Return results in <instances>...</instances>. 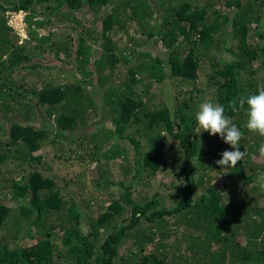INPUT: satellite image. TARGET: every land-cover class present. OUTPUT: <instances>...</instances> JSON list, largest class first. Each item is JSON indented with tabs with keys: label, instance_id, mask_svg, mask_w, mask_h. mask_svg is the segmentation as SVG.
I'll return each instance as SVG.
<instances>
[{
	"label": "trees",
	"instance_id": "trees-1",
	"mask_svg": "<svg viewBox=\"0 0 264 264\" xmlns=\"http://www.w3.org/2000/svg\"><path fill=\"white\" fill-rule=\"evenodd\" d=\"M11 13L23 14L25 37L9 24ZM128 23L138 35H128ZM120 30L131 51L116 45ZM46 53L59 64L75 61L72 77L50 79V66L32 61ZM170 83L175 93L165 90ZM262 86L264 0H0V264H264V205L245 195L226 205L211 177L202 178L216 169L233 187L253 183L264 196L257 152L264 137L244 127L246 104L228 109ZM206 92L244 133L235 168L215 163L230 145L195 131L194 98ZM38 106L58 129L51 138L36 121ZM169 137L178 146L164 158ZM142 138L149 141L143 155ZM208 140L210 155L203 150ZM131 147L140 156L123 173L131 184L169 166L174 172L181 162V199L169 195L176 203L167 207L159 188L140 203L124 187L84 234L87 210L78 209L71 178L45 170L62 158L89 159L96 184L123 187L103 178ZM9 163L24 167L13 173Z\"/></svg>",
	"mask_w": 264,
	"mask_h": 264
},
{
	"label": "rangeland",
	"instance_id": "rangeland-1",
	"mask_svg": "<svg viewBox=\"0 0 264 264\" xmlns=\"http://www.w3.org/2000/svg\"><path fill=\"white\" fill-rule=\"evenodd\" d=\"M5 15H7V13H5ZM23 14L21 13H11L9 14V24L12 26V28L22 37H25L24 35V29H23ZM54 24V23H53ZM125 31H127L128 35H138L135 33V24L134 23H128L127 26H125ZM121 36V40L116 44L118 46L119 49L126 47L125 49L127 51H131V43L128 42L127 37L122 30H120V33H117L114 37H119ZM145 38V36H144ZM140 39H142V37H140ZM99 42V41H98ZM100 43V42H99ZM96 46L92 48L93 50V54H95L98 50H96ZM220 52V49L217 50V54ZM97 54V53H96ZM220 55V54H219ZM45 57H49L48 60L46 61V59H44ZM32 61L35 62H46L47 65L50 66L49 70L51 71L50 73H52V75L50 76V79L53 78H58V83H61V79L64 78L66 75H69L70 77H72V73L74 71H76V62L75 61H71L70 59L66 62H64L63 64H59L57 63L56 60L51 59L49 55H47V53L41 58V55H33L32 56ZM32 63V62H31ZM29 63V64H31ZM58 65V66H57ZM57 66V67H56ZM56 67V68H55ZM37 70V69H36ZM28 72H22V75H24V77L26 79H31V82H34L36 80H34L35 78L31 77L30 75L25 76V74ZM44 75V71L39 74V77L43 79ZM74 75L79 76V74L77 72L74 73ZM204 74L199 75L198 80L203 81L204 83ZM50 82V80H49ZM54 82V81H53ZM56 83V82H55ZM89 84V88H92V85L95 84L94 82H92L91 80L88 82ZM177 89H185L186 87L179 86V85H175ZM184 87V88H183ZM189 88H186V90H188ZM166 91H169L170 93H175L174 87H172L171 83L166 85L165 88ZM212 92H206V93H201L200 95H197L194 98V102H193V106H196V112L199 110V105L204 102V101H211L214 103L212 95ZM94 99H96V95H93ZM98 105V103H97ZM172 105V103H171ZM37 114H38V119L36 121L40 122L41 121V127H44V129H48L49 130V138L52 137V134L50 132H57V128L55 126V123L53 122L52 119H49L46 114H45V108L44 107H37ZM99 112H101V110H99ZM101 120L100 116L98 118H96V123L99 122ZM110 124H108L106 127H109ZM129 132H131L130 130H127ZM208 133V132H206ZM209 134V133H208ZM166 136V135H165ZM208 137V136H207ZM137 138V137H134ZM210 140V139H209ZM209 140L206 141V144L203 146V150L205 152V154L210 155V151H212L213 148H210V146H208L209 144ZM46 143V142H45ZM44 143V144H45ZM148 143L149 141L145 138H142L140 140V154H144L145 151L148 148ZM167 144H169L170 147L168 146H164L162 148V152H163V157L166 158L170 155L171 149H173V147H177L178 146V142H174L173 139L171 137L168 138L167 140ZM51 148V147H50ZM66 148H68V146H66ZM226 150V149H225ZM224 150V151H225ZM67 152V151H66ZM64 153L65 155V159H68V154ZM181 151L178 152V154L180 155V157L182 158L183 156L180 153ZM257 152L259 153V149L257 150ZM53 155V152H49V154L47 153L48 157H51ZM218 156V155H217ZM140 156H136V154H134V150L133 148H129L127 155L125 157V159H118L115 158L114 161H112L108 167L109 170V174L106 175L103 179H107L109 177V181L112 184V182L114 183H122L123 187H115V185H110L109 187L106 186H100L98 184H96L97 182H99L100 179H98V170L96 168V163L91 162L87 159V161H83L80 163H76L74 164L73 162H69V161H65L63 158L61 160H56L54 162V164L52 163L51 169L49 171L45 170V174L47 173V175H52L54 173L59 174L60 176L64 177V178H71V182L70 184L72 185V191H75V195L78 197V209L87 210V217L82 219V222L80 224V227L83 230L84 234H87L90 231V226H89V222L93 221L94 219H96V216L102 211L103 208L106 207V205L108 204V201L111 200V198L115 199L116 197H118V194H123L124 187H129V193H131V197L134 198L137 202L141 203V199L146 198L148 199L150 195H152L157 189H161L162 188V192L165 193L164 195V199L166 201V205L167 207H174L176 201L172 200V198L169 196L171 194L173 195H177V189L179 187H181L182 183H183V176L180 174H176L178 172L181 171V162L176 163V168L175 171L172 172V169L168 168V171H166L165 173H159L156 174L154 178H150L146 175L143 176L142 180H138L137 182L131 184V182L124 176L123 173H126L128 169H130V167L134 166V160L136 158H138ZM212 158V156H211ZM221 158V154H219L218 159ZM214 159V158H212ZM49 161V160H48ZM10 164V163H9ZM50 164V163H48ZM201 163H197V161H192V165L194 167H199ZM6 169H10L11 172L15 173V172H20L21 168L23 167H17L14 163H11L10 165L5 166ZM217 170L212 169V171H208L206 172H202L201 170H198L197 172H195V178H197L199 175H201L202 173V178L207 179V177H211V182L214 183L215 180V184L218 187L219 193L226 195V198L224 199V204H228L231 201H236V198L239 195H245L247 199H251L252 201H257L258 205L257 206H262L264 205V196H263V190L260 189V187H257V185H255V187L257 188L256 191L252 190L253 189V183H236L237 187H233L232 184H230L228 179H221V176L217 175ZM206 174V176H204ZM261 177L258 178L259 183H261L262 185H264V172L261 173ZM177 175V176H176ZM139 178V176H138ZM204 179V180H205ZM209 182V179L206 183ZM204 184L202 185V187H206V185L208 184ZM211 183V184H212ZM85 186L84 189L81 190L82 186ZM160 185V187H159ZM200 191H203L202 189H199ZM169 196V198H168ZM193 198V197H192ZM181 199L180 196L177 195V200ZM8 202V201H7ZM223 203V202H222ZM9 204V202H8ZM232 208H230L231 210ZM170 219H173L174 216L170 215L169 216ZM19 245H23V240L19 239ZM125 246V245H124Z\"/></svg>",
	"mask_w": 264,
	"mask_h": 264
},
{
	"label": "clouds",
	"instance_id": "clouds-1",
	"mask_svg": "<svg viewBox=\"0 0 264 264\" xmlns=\"http://www.w3.org/2000/svg\"><path fill=\"white\" fill-rule=\"evenodd\" d=\"M247 105V120L244 125L246 130L264 137V86L260 87L258 94H252L238 101L229 103L228 109L232 112L243 109ZM226 109L219 103L204 101L199 105V110L195 114L196 132H208L212 136L219 135L225 144L231 146V151L225 150L221 153V158L215 163L224 169L235 168L237 163L244 157V152L240 151V141L244 133L227 116ZM202 130V132H201ZM259 155L264 157V143L259 146ZM216 182V180H215ZM214 182V183H215Z\"/></svg>",
	"mask_w": 264,
	"mask_h": 264
}]
</instances>
